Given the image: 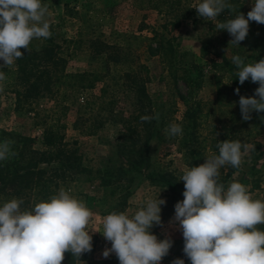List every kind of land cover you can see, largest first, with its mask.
<instances>
[{
    "label": "rangeland",
    "instance_id": "374dc122",
    "mask_svg": "<svg viewBox=\"0 0 264 264\" xmlns=\"http://www.w3.org/2000/svg\"><path fill=\"white\" fill-rule=\"evenodd\" d=\"M49 6L51 37L56 44L62 47L66 54L67 70L69 72H104L105 59L93 56L86 45H74L73 41L79 40L82 22L90 10H101L107 16L106 33L111 29L129 34L141 35L146 38H154L155 34L165 36L171 40L172 46L181 55V64L175 75L170 73V64L159 60H146L142 56V62L149 68L153 79L151 92L154 96L156 107L168 104L163 108L167 127L175 122L184 123L183 113L189 108L180 99L188 97L191 101L201 102L205 105V111L212 110V117L208 120L206 128L211 125L221 126L226 118V113L239 110L240 96L251 97L259 87L250 80L243 85L236 76L238 69L232 63V57L239 55L245 59V63H255L264 59V24L250 22V32L240 45L231 44L230 34L225 30L218 31L215 27L220 21H206L198 17L197 11L188 18H181L180 24L173 27L170 18L159 14L157 11L146 8L140 9L134 6V0H51ZM202 0H194L195 7ZM244 13L251 10L253 0H244ZM73 8V17L67 14V9ZM142 30V31H141ZM46 39H34L31 50H39ZM134 46L139 42L132 41ZM142 43L140 51H146V45ZM153 46L156 43L153 42ZM26 49H21L24 51ZM15 65L11 68H16ZM0 64L3 61L0 60ZM193 65V66H192ZM197 67V68H196ZM9 69V68H3ZM1 70V69H0ZM10 70V69H9ZM198 70L201 71L202 83L198 88ZM239 88V94L236 89ZM21 89V88H20ZM100 88L92 92L68 93L66 101L69 110L62 117L66 125L64 134L66 142L78 152L77 168L72 180L61 183L60 188L71 189L72 194L84 200L87 206L96 214L93 222L88 226L90 230L103 231V217L112 211H126L133 215L146 199H166V205H162L163 226H156L152 232L160 239L170 235L174 241L170 253L161 264H172L177 258L185 260V264H191L183 252L184 240L182 230L177 225L169 222L174 218L175 205L184 199V182L180 181L185 168H189L180 152V137L169 140L166 133L165 139H154L147 150L149 166L140 163L135 156L129 154L126 148L117 146V138L121 131L119 123H107L104 128L93 135L81 132L79 125L80 104L93 95H100ZM192 91V96L189 94ZM105 98V97H104ZM191 98V99H190ZM107 99V97H106ZM108 100V99H107ZM191 100V101H190ZM57 100H41L35 106V111H25L17 107V96L14 86L4 82V90L0 91V142L11 140L12 151L17 155L0 161V169L13 171L24 168L28 163L27 152L31 146L35 150H43V121L44 110L50 113ZM120 106L123 111L130 114L134 112L132 96L127 94ZM41 113L38 117L36 114ZM228 122V121H227ZM230 125H233L229 121ZM167 129V128H166ZM207 130V129H205ZM33 140V144L30 140ZM255 150H250L243 158L242 164L230 177L225 178V186L232 181H239L248 186L254 199L264 201V128L257 136L254 143ZM9 166V167H8ZM54 166H59L54 164ZM41 168L49 170L46 164ZM172 173L175 180L173 193L162 181L161 176ZM254 182L260 184V188L253 189ZM59 188V189H60ZM58 189V190H59ZM32 204L22 206L27 208ZM94 252L92 257L101 264H119V260L113 253L108 258L103 257V251L111 247L100 232L93 236ZM78 264H81L79 262Z\"/></svg>",
    "mask_w": 264,
    "mask_h": 264
},
{
    "label": "clouds",
    "instance_id": "9594fccd",
    "mask_svg": "<svg viewBox=\"0 0 264 264\" xmlns=\"http://www.w3.org/2000/svg\"><path fill=\"white\" fill-rule=\"evenodd\" d=\"M194 8L206 21H216L226 10L236 11L229 0H202ZM49 16L43 0H0V69H11L23 58L21 49L31 51L34 39L51 37ZM250 22L264 24V0H253L247 16L239 11L215 27L230 34L229 45H240L249 35ZM232 63L241 85L249 80L259 85L253 96H240L238 102L243 120L249 121L253 112L264 113V59L246 64L235 55ZM6 80L0 70V91ZM235 91L239 94L240 89ZM159 118L156 113L142 116L141 121ZM166 133L176 137L183 129L173 122ZM14 143L0 142V161L17 155L12 151ZM217 147L218 154L183 170L184 199L176 203L169 223L182 230L183 252L191 264H264V230L258 227L264 225V201L254 199L248 186L239 181L225 186L219 179L222 168L239 169L242 158L255 146L224 140ZM160 194L146 199L131 216L126 211L110 212L103 217V231L89 229L96 214L71 189L61 187L47 200L27 208H22L23 198H12L0 206V264H62L66 253L86 264L81 257L92 252L96 232L111 243L103 251L104 258L114 253L119 264H161L174 241L170 235L160 239L152 232L163 226L161 206L167 201ZM172 264H185V260L177 258Z\"/></svg>",
    "mask_w": 264,
    "mask_h": 264
},
{
    "label": "trees",
    "instance_id": "16d2710c",
    "mask_svg": "<svg viewBox=\"0 0 264 264\" xmlns=\"http://www.w3.org/2000/svg\"><path fill=\"white\" fill-rule=\"evenodd\" d=\"M48 6L51 0H43ZM194 0H134L135 7L140 9L150 8L159 14L170 18V24L176 27L181 18L191 17L196 12L192 3ZM235 6L236 11L226 10L217 19L224 22L234 18L240 11L244 13V0H229ZM73 8L67 9L71 17L75 15ZM245 14V13H244ZM107 16L98 9L90 10L82 22L79 40L73 41L74 45H86L90 53L95 57L105 59L104 72H69L67 70L66 54L59 44L51 39H46L39 50H24L23 58L17 60L16 68L1 69L7 75V82L14 86L17 96V107L31 112L41 100H57L50 113L44 110L42 125L43 150H35L32 146L27 152L28 163L24 168L13 171L0 169V206L12 198H23L25 205H34L41 200H47L60 188L61 183L74 178V173L79 159L78 152L72 145L66 142V125L62 117L67 114L69 106L66 101L68 93L92 92L100 88V95H93L92 99L80 104L79 125L82 133L93 135L105 127L107 123H119L121 131L117 138V146L136 157L144 166H149L146 154L149 144L154 139H165L167 128L163 108L168 104L156 107L152 93L153 79L149 68L142 62V56L146 60H159L170 64L172 75L178 70L183 55L179 54L172 46L171 40L165 36L155 34L154 38H146L141 35L129 34L111 29L106 33ZM108 29V28H107ZM142 31V30H141ZM132 41L139 42L134 46ZM147 42L146 51H140L142 43ZM153 42L156 46H153ZM193 66V65H192ZM197 68V67H196ZM202 73L198 70V88L201 87ZM176 76V75H175ZM21 88V89H20ZM132 96L134 112L128 114L120 106L125 96ZM189 96H192V91ZM105 97V98H104ZM107 97V99H106ZM180 99L189 108L183 113L184 123L180 122L183 136L180 138V152L183 153L188 166H199L205 162V158L218 154L217 145L224 140H240L243 143L252 144L264 128V113H252V119L244 121L241 110H232L225 116L229 119L221 126L211 125L206 128L208 120L213 116L212 110H204L201 102L191 101L188 97ZM191 99V98H190ZM239 101V99H238ZM159 113V120L141 121V117L154 116ZM38 117L41 113L36 114ZM229 121L233 125L229 124ZM207 129V130H205ZM177 138L180 136H176ZM173 137H169L172 140ZM33 140L30 143L33 144ZM48 165L49 170L41 168ZM58 164L59 166H54ZM9 167V166H8ZM236 170L231 166L221 169L220 181L225 184V178L230 177ZM164 184L174 192L172 173L161 176ZM226 185V184H225ZM253 189L260 188L258 182H254ZM264 230V225L258 226ZM93 250L85 253L81 260L86 264H101L92 257ZM80 261L73 258L71 253L65 254L62 264H78Z\"/></svg>",
    "mask_w": 264,
    "mask_h": 264
}]
</instances>
